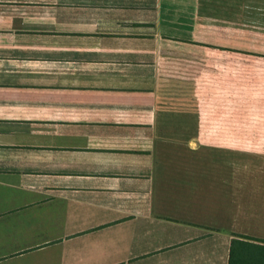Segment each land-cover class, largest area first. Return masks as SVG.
<instances>
[{
  "label": "crops",
  "instance_id": "0c3cea01",
  "mask_svg": "<svg viewBox=\"0 0 264 264\" xmlns=\"http://www.w3.org/2000/svg\"><path fill=\"white\" fill-rule=\"evenodd\" d=\"M243 48L264 0H0V264H230L264 236Z\"/></svg>",
  "mask_w": 264,
  "mask_h": 264
},
{
  "label": "rangeland",
  "instance_id": "374dc122",
  "mask_svg": "<svg viewBox=\"0 0 264 264\" xmlns=\"http://www.w3.org/2000/svg\"><path fill=\"white\" fill-rule=\"evenodd\" d=\"M263 50H239L242 143L231 146L238 149L242 175L252 176V197L257 201H264V60L253 57H264Z\"/></svg>",
  "mask_w": 264,
  "mask_h": 264
},
{
  "label": "trees",
  "instance_id": "16d2710c",
  "mask_svg": "<svg viewBox=\"0 0 264 264\" xmlns=\"http://www.w3.org/2000/svg\"><path fill=\"white\" fill-rule=\"evenodd\" d=\"M241 237L232 242L230 264H264V239Z\"/></svg>",
  "mask_w": 264,
  "mask_h": 264
}]
</instances>
